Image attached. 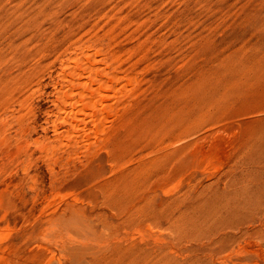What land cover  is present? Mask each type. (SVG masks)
Wrapping results in <instances>:
<instances>
[{"label": "rangeland", "instance_id": "obj_1", "mask_svg": "<svg viewBox=\"0 0 264 264\" xmlns=\"http://www.w3.org/2000/svg\"><path fill=\"white\" fill-rule=\"evenodd\" d=\"M88 64L121 78L77 120ZM260 117L264 0H0V264H179Z\"/></svg>", "mask_w": 264, "mask_h": 264}, {"label": "bare ground", "instance_id": "obj_2", "mask_svg": "<svg viewBox=\"0 0 264 264\" xmlns=\"http://www.w3.org/2000/svg\"><path fill=\"white\" fill-rule=\"evenodd\" d=\"M98 56L97 52L82 49L73 61L77 67L83 58L89 61L92 57L98 62ZM86 69L87 73L76 70L72 77L99 84L89 90L72 89L84 107L71 112L77 120L78 115L94 116L87 109L111 110L113 106L103 98L115 89L114 80L121 78L118 71L107 66L94 68L88 64ZM107 118L104 115L95 120L94 128H101ZM248 125L247 135L234 144L231 168L213 201L212 196L201 199V204L186 213L168 218L171 242L184 246L180 252L179 245L172 243L181 253L179 264H264V117L252 119Z\"/></svg>", "mask_w": 264, "mask_h": 264}]
</instances>
